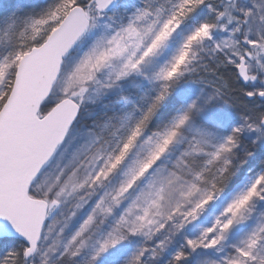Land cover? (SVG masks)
<instances>
[{"label": "snow or ice", "instance_id": "6c2138e0", "mask_svg": "<svg viewBox=\"0 0 264 264\" xmlns=\"http://www.w3.org/2000/svg\"><path fill=\"white\" fill-rule=\"evenodd\" d=\"M0 264H264V0H0Z\"/></svg>", "mask_w": 264, "mask_h": 264}]
</instances>
